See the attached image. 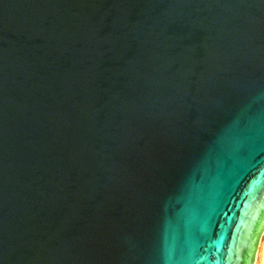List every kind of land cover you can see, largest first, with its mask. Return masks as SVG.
I'll return each instance as SVG.
<instances>
[{
  "label": "water",
  "instance_id": "95a60500",
  "mask_svg": "<svg viewBox=\"0 0 264 264\" xmlns=\"http://www.w3.org/2000/svg\"><path fill=\"white\" fill-rule=\"evenodd\" d=\"M264 0H0V264H254Z\"/></svg>",
  "mask_w": 264,
  "mask_h": 264
},
{
  "label": "bare ground",
  "instance_id": "6f19581e",
  "mask_svg": "<svg viewBox=\"0 0 264 264\" xmlns=\"http://www.w3.org/2000/svg\"><path fill=\"white\" fill-rule=\"evenodd\" d=\"M264 233L261 237L254 264H264Z\"/></svg>",
  "mask_w": 264,
  "mask_h": 264
},
{
  "label": "rangeland",
  "instance_id": "374dc122",
  "mask_svg": "<svg viewBox=\"0 0 264 264\" xmlns=\"http://www.w3.org/2000/svg\"><path fill=\"white\" fill-rule=\"evenodd\" d=\"M263 241H264V238H263Z\"/></svg>",
  "mask_w": 264,
  "mask_h": 264
}]
</instances>
